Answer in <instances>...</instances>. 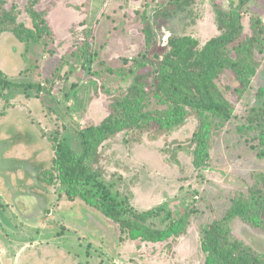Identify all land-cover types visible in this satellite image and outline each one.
Returning <instances> with one entry per match:
<instances>
[{
  "label": "rangeland",
  "instance_id": "1",
  "mask_svg": "<svg viewBox=\"0 0 264 264\" xmlns=\"http://www.w3.org/2000/svg\"><path fill=\"white\" fill-rule=\"evenodd\" d=\"M3 1L38 42L22 43L9 31L0 35V76L24 86L0 87V264H213L202 248L203 227L221 219L264 172V157L251 148L260 131L248 122L252 108L262 105L264 57L250 88L232 72L218 81L232 105L231 119L215 122L213 115L191 110L172 130L119 133L99 148L97 162L91 158V169L129 210L168 204L174 219L190 215L186 231L165 242L135 240L86 202L80 195L85 190L70 198L71 186L61 182L56 166V147L67 142L81 153L76 130L108 117L117 88L130 85L134 76L110 70L120 71L124 61L129 67L146 53L142 18L151 20L165 0H37L35 11L46 12L40 17L45 25L27 9L32 0ZM240 1L193 0L163 21L157 44L176 35L204 47L220 34L218 8L240 10L249 34L252 17L264 22V0H250L243 9ZM87 44L94 59L89 70L80 61ZM28 85H40L42 92ZM231 233L264 252L263 230L236 219Z\"/></svg>",
  "mask_w": 264,
  "mask_h": 264
},
{
  "label": "trees",
  "instance_id": "2",
  "mask_svg": "<svg viewBox=\"0 0 264 264\" xmlns=\"http://www.w3.org/2000/svg\"><path fill=\"white\" fill-rule=\"evenodd\" d=\"M249 1L241 0L240 8L243 9ZM192 2L165 0L155 10L151 20L143 16L146 53L129 67L124 61L120 71L110 70L113 75L133 74L131 84L117 88L112 96L110 114L100 125L76 130L82 146L81 153L75 152L67 142H61L56 147V166L61 182L71 186L70 198L85 190L80 194L84 200L118 223L121 230L135 240L165 242L173 234L186 231L190 215L187 213L174 219L168 204L142 213L129 210L113 197L111 190L100 181L101 176L91 169V158L94 156L97 162L95 157H98L99 148L119 133L146 132L152 128L172 130L184 123L191 110L213 115L215 122L231 119L232 105L218 81L227 72H232L244 89L250 88L252 79L261 68V57H264V22L259 17H252L248 34L244 27L245 16L240 10H216L220 34L204 47H200L199 42L190 36L176 35H172L164 46L157 44L156 30L162 29L163 21L184 12ZM36 5L37 0L30 2L27 8L30 14L36 19L45 17L46 12L35 11ZM41 23L45 25L48 21L41 19ZM34 25L39 32L44 31L39 29V25ZM5 31L13 33L22 43L38 42L36 34L18 23L17 14L5 10L4 1L0 0V35ZM154 47L156 52L150 57ZM80 52L81 65L89 70L94 61L91 44ZM0 87L24 86L0 76ZM27 87L42 92L40 85ZM258 99L262 105L252 108L248 122L255 126V131H260L259 141L251 148L260 150V157H264V90L258 91ZM205 134L198 135L199 145L203 143ZM200 164L196 159V167ZM236 219L264 231V172L255 175V183L249 187L248 193L233 199L231 207L221 219L214 220L202 230V248L213 264H264V252L255 251L231 233L232 223ZM6 223L9 229H14L9 220Z\"/></svg>",
  "mask_w": 264,
  "mask_h": 264
}]
</instances>
